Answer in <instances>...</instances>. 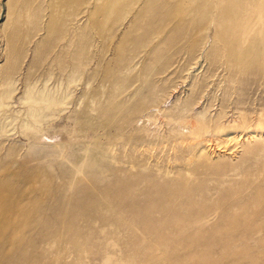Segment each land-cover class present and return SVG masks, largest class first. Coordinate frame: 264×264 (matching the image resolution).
I'll use <instances>...</instances> for the list:
<instances>
[{"label":"rangeland","instance_id":"374dc122","mask_svg":"<svg viewBox=\"0 0 264 264\" xmlns=\"http://www.w3.org/2000/svg\"><path fill=\"white\" fill-rule=\"evenodd\" d=\"M0 13V264H264V0Z\"/></svg>","mask_w":264,"mask_h":264},{"label":"bare ground","instance_id":"6f19581e","mask_svg":"<svg viewBox=\"0 0 264 264\" xmlns=\"http://www.w3.org/2000/svg\"><path fill=\"white\" fill-rule=\"evenodd\" d=\"M1 14V13H0ZM76 79H74V81H75ZM33 93H34V89H30V91H29V95H31V99H33L34 101L36 100V98H34L33 97ZM60 94H58V91H54V95L53 94H50V93H48V94H46V95H44V99H45V101H50V102H52V103H54L55 105H58V104H60L61 103V100L58 98V96H59ZM61 97H64V99L67 97V95H66V93H65V95L63 94ZM64 102V101H63ZM65 103V102H64ZM60 105H62V104H60ZM40 110V108H35L34 110H33V114H36L38 111ZM147 121H149L148 119H147ZM253 137H255V135L253 134V135H251L249 138H253ZM204 152H202V154H203ZM206 153V152H205ZM204 153V154H205Z\"/></svg>","mask_w":264,"mask_h":264}]
</instances>
